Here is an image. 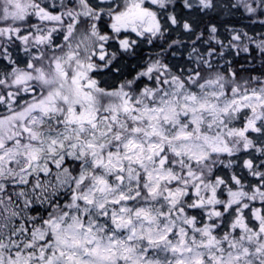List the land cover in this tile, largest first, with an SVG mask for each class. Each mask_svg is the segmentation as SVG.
I'll return each instance as SVG.
<instances>
[{"label":"snow or ice","instance_id":"obj_1","mask_svg":"<svg viewBox=\"0 0 264 264\" xmlns=\"http://www.w3.org/2000/svg\"><path fill=\"white\" fill-rule=\"evenodd\" d=\"M0 264H264V0H0Z\"/></svg>","mask_w":264,"mask_h":264}]
</instances>
